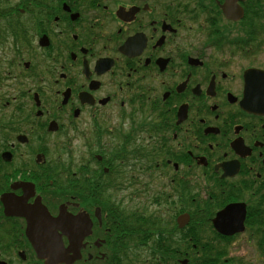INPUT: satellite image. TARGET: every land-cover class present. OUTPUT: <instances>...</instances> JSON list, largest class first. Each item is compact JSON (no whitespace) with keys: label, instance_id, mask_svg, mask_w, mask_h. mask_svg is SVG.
<instances>
[{"label":"flooded vegetation","instance_id":"af4514ba","mask_svg":"<svg viewBox=\"0 0 264 264\" xmlns=\"http://www.w3.org/2000/svg\"><path fill=\"white\" fill-rule=\"evenodd\" d=\"M262 3L0 0V262L20 203L88 216L74 264H264Z\"/></svg>","mask_w":264,"mask_h":264},{"label":"water","instance_id":"95a60500","mask_svg":"<svg viewBox=\"0 0 264 264\" xmlns=\"http://www.w3.org/2000/svg\"><path fill=\"white\" fill-rule=\"evenodd\" d=\"M223 13L227 18L234 17V10L230 3L224 5ZM237 15L233 20L239 19ZM255 71V70H254ZM19 214L26 218V237L30 241L36 257L43 260L44 264H72L79 258L82 240L90 233L91 222L85 214L72 216L64 208L60 209L57 217H51L44 209L37 206L25 208L17 203ZM183 223H180L182 225ZM62 236L68 239L69 245L64 247Z\"/></svg>","mask_w":264,"mask_h":264},{"label":"trees","instance_id":"16d2710c","mask_svg":"<svg viewBox=\"0 0 264 264\" xmlns=\"http://www.w3.org/2000/svg\"><path fill=\"white\" fill-rule=\"evenodd\" d=\"M173 257L166 256V257H159L157 255L151 256H121L117 257V261L115 264H172L174 260Z\"/></svg>","mask_w":264,"mask_h":264},{"label":"rangeland","instance_id":"374dc122","mask_svg":"<svg viewBox=\"0 0 264 264\" xmlns=\"http://www.w3.org/2000/svg\"><path fill=\"white\" fill-rule=\"evenodd\" d=\"M262 4L264 5V0H263V3H262ZM26 264H31V263H26ZM32 264H35V263H34V261H33V263H32Z\"/></svg>","mask_w":264,"mask_h":264}]
</instances>
